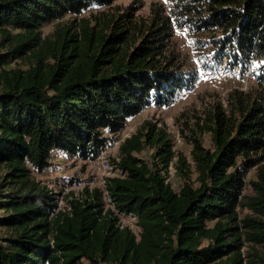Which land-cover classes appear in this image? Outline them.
Masks as SVG:
<instances>
[{"label":"trees","instance_id":"16d2710c","mask_svg":"<svg viewBox=\"0 0 264 264\" xmlns=\"http://www.w3.org/2000/svg\"><path fill=\"white\" fill-rule=\"evenodd\" d=\"M115 1L0 0V264H264V0H167L147 17L134 6L83 17ZM174 29L212 64L250 71L255 86L195 116L211 148L193 130L192 163L159 122L121 144L106 191L117 213L137 217L138 235L100 190L60 208L34 176L55 153L96 161L127 121L194 89ZM146 149L151 163L138 157ZM171 163L178 190L163 174Z\"/></svg>","mask_w":264,"mask_h":264},{"label":"rangeland","instance_id":"374dc122","mask_svg":"<svg viewBox=\"0 0 264 264\" xmlns=\"http://www.w3.org/2000/svg\"><path fill=\"white\" fill-rule=\"evenodd\" d=\"M153 5H162L167 9L169 7L166 0H117L109 7L98 8L93 6L89 8L88 11L84 12L83 17H89L91 14L96 15L102 12L112 14L130 6H134L137 14L140 16L147 17ZM69 19L70 17L67 16L63 20L67 21ZM56 23L58 21L47 24L43 31L44 35L52 32ZM171 43L175 51L187 63V70H195L198 73L199 78L194 89L182 94L169 107L151 106L146 108L138 116L127 121L121 133H136L141 124L146 120L159 122L172 135L174 150L177 153L183 154L188 159V162L192 163L190 136H193V130L200 134L199 138L203 146L211 148L210 135L199 132L196 124L201 118H195V116L199 117L202 115L204 109L211 103H222L226 107V99L234 89L247 90L249 87L255 86V82L252 79L250 71L245 75H241L237 67L229 68L226 63L218 66L212 64L211 60H209L211 56L207 54V51L195 50L192 46V40L183 30L174 29ZM198 54H206L205 58L207 61L204 64L198 62ZM23 63V60H13L10 61L9 67L18 64L22 65ZM152 154L153 150L146 149L138 157L147 163H151ZM116 155H118L117 152L109 150L96 161H83L79 158L65 155L62 152H57L51 160L52 166L42 174H34V176L37 181L58 194L59 207L65 209L68 202L73 198L85 196L86 190L91 192L97 189L103 193L102 189H104L106 179L119 174L118 169L114 165ZM107 162H109L110 166L114 167L111 174L105 168V163ZM255 175L256 169L250 170L247 174L246 195L252 193L251 182L255 180ZM4 176L5 170L0 168V186ZM196 177V173H192L191 181H195ZM183 181L176 174L173 180V188L178 190L179 185ZM83 264H87V262L84 261Z\"/></svg>","mask_w":264,"mask_h":264},{"label":"built area","instance_id":"2783aa9c","mask_svg":"<svg viewBox=\"0 0 264 264\" xmlns=\"http://www.w3.org/2000/svg\"><path fill=\"white\" fill-rule=\"evenodd\" d=\"M121 132L122 131H120L118 134L113 136L112 141L107 145L106 149L102 152V154H101L102 156L107 151L113 150V151L118 153V155H116V157H115L116 161L119 160V158H118L119 157V148H120L121 144L125 141V139H127L133 135L131 133L124 134V132L123 133H121ZM105 168L107 169L109 174L113 173L112 171H113L114 167L110 166L109 162L105 163ZM163 174L166 178V182L171 184L173 187V185H174L173 180L177 174L176 166L174 165V163H171L169 165V167L163 172ZM115 175H117V174H115ZM178 189H179V187H178ZM102 191L104 193L103 194V200H104L105 206L107 209L109 208V209L115 211L116 215L118 216V220H119L118 224L120 225V227L121 228H128L129 230L133 231L135 234L138 235L140 232V228L138 226L137 217L133 216V215H126V214L117 213V211L114 208L113 202L110 199L108 192L106 191V181H105L104 189H102Z\"/></svg>","mask_w":264,"mask_h":264},{"label":"snow or ice","instance_id":"6c2138e0","mask_svg":"<svg viewBox=\"0 0 264 264\" xmlns=\"http://www.w3.org/2000/svg\"><path fill=\"white\" fill-rule=\"evenodd\" d=\"M166 2H167V0H166Z\"/></svg>","mask_w":264,"mask_h":264}]
</instances>
